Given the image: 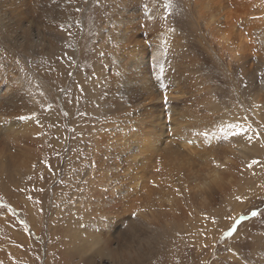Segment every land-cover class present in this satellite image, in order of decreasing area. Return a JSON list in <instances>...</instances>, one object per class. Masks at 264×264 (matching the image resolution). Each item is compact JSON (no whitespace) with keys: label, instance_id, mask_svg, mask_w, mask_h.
Wrapping results in <instances>:
<instances>
[{"label":"rangeland","instance_id":"obj_1","mask_svg":"<svg viewBox=\"0 0 264 264\" xmlns=\"http://www.w3.org/2000/svg\"><path fill=\"white\" fill-rule=\"evenodd\" d=\"M60 1L0 0V264H264V0ZM216 154L176 218L111 201Z\"/></svg>","mask_w":264,"mask_h":264},{"label":"bare ground","instance_id":"obj_2","mask_svg":"<svg viewBox=\"0 0 264 264\" xmlns=\"http://www.w3.org/2000/svg\"><path fill=\"white\" fill-rule=\"evenodd\" d=\"M15 1L18 5H20L23 8L25 12L31 15V17L35 20L42 19L44 16H47L48 14L50 15L55 14L56 10H58L57 9L58 5H60V2H62L60 0H15ZM219 2H222V0ZM245 46H247V44L242 41L240 50L241 51L244 50ZM204 157H205L204 160L201 159L202 157L188 159L187 160L188 170L181 166H179L177 169H172L169 168L168 163L165 164L163 162L162 163L159 162L155 166L152 165L154 161L149 158H148L149 160H152V163H150L149 160L144 161L141 164H135L131 162V164L139 165L138 169L142 170L141 171L142 175L145 172H148L149 177L147 178V181L146 180L144 181V178H142L141 174L140 175L137 174L138 171L137 173L133 172L134 174L128 175L126 178L128 179L129 184L124 186L125 189L123 187L124 191L123 189L120 190L118 189V193H116L117 194L116 197H113L115 191L114 193L112 192L113 194L110 195V198L112 199L111 201L116 203L122 202V204L125 202V204H123L125 208L124 212L125 213L128 212L131 214L135 213L137 214L138 217L142 218L144 222H145L144 219H150V221L152 220L151 222H153L155 220L167 218L168 216H172L173 218H176L182 212V211L180 212L178 211V209L180 208V197L184 196L186 198L191 199L192 201H199L198 199L206 200L209 197V195H211L210 193L213 192L214 189L217 186H219L222 181L223 182L226 181V178L228 177L229 172H226L225 169L228 167L227 155L216 154V156L209 155ZM175 162H179V161H175ZM217 164H220L221 167L218 168L216 166ZM130 170L128 169L129 172ZM178 178L180 181H177L176 183L177 185H176L175 180ZM140 181L141 184L140 185L137 184V182ZM138 188H140V190ZM137 193L139 195H137ZM132 198L133 200L130 203L126 202V200L129 199L130 201V199ZM148 222L149 220L146 223Z\"/></svg>","mask_w":264,"mask_h":264},{"label":"snow or ice","instance_id":"obj_3","mask_svg":"<svg viewBox=\"0 0 264 264\" xmlns=\"http://www.w3.org/2000/svg\"><path fill=\"white\" fill-rule=\"evenodd\" d=\"M166 7H171V5L170 4H168V5H166ZM78 11H79V9H77ZM172 31H175V29H172ZM163 65H160V71L161 72H163ZM161 87H164V85H161ZM164 99H165V101H167L168 100V97H167V95H165V97H164ZM21 119H27V117H20ZM229 127H233V128H235V127H238V125H230ZM222 131H223V129H222ZM237 135H239L240 133H236ZM225 136H227V132H225ZM249 139H251V138H249ZM218 168L219 167H221V165L220 164H217L216 165ZM177 191H179V190H177ZM237 199H239V197H237ZM253 215H258V213H256V212H253L252 213ZM133 215H135V213L133 214ZM232 233H231V231L228 233V235H231Z\"/></svg>","mask_w":264,"mask_h":264}]
</instances>
